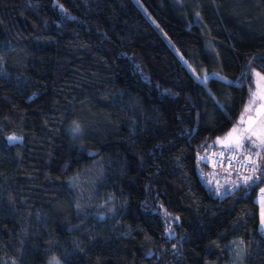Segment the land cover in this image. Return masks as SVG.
Segmentation results:
<instances>
[{
  "label": "trees",
  "instance_id": "1",
  "mask_svg": "<svg viewBox=\"0 0 264 264\" xmlns=\"http://www.w3.org/2000/svg\"><path fill=\"white\" fill-rule=\"evenodd\" d=\"M255 69L264 0H0V264H264V149L197 161Z\"/></svg>",
  "mask_w": 264,
  "mask_h": 264
},
{
  "label": "snow or ice",
  "instance_id": "2",
  "mask_svg": "<svg viewBox=\"0 0 264 264\" xmlns=\"http://www.w3.org/2000/svg\"><path fill=\"white\" fill-rule=\"evenodd\" d=\"M255 75L258 78L256 90L250 91L249 101L241 113L240 120L231 132L227 134L226 139L234 145L236 150H239L243 146L245 140L257 149L264 148V76L260 73H256ZM253 111L255 112L254 117L250 115ZM245 124L247 127H244ZM10 139L14 140L16 138L11 137ZM220 142L224 143L225 141ZM255 155L259 157L260 151L257 150ZM201 159H204V157H201ZM248 159L249 163L253 165V172L257 171V161L251 159V157ZM252 179L251 175L244 177L245 182ZM262 192H264V189H262ZM262 223H264V220H262Z\"/></svg>",
  "mask_w": 264,
  "mask_h": 264
},
{
  "label": "built area",
  "instance_id": "3",
  "mask_svg": "<svg viewBox=\"0 0 264 264\" xmlns=\"http://www.w3.org/2000/svg\"><path fill=\"white\" fill-rule=\"evenodd\" d=\"M204 157V159H201ZM251 159L257 160L256 157ZM197 161L201 165L210 167L215 173L225 177L226 182L230 184L232 180L238 179L241 183L245 176L253 175V165L249 163V159L239 153L223 148L210 147L208 151L199 153ZM199 176L205 178V173L199 170Z\"/></svg>",
  "mask_w": 264,
  "mask_h": 264
},
{
  "label": "rangeland",
  "instance_id": "4",
  "mask_svg": "<svg viewBox=\"0 0 264 264\" xmlns=\"http://www.w3.org/2000/svg\"><path fill=\"white\" fill-rule=\"evenodd\" d=\"M173 49L177 52V54H179V52L174 48V46H173ZM192 72L194 73V75L196 76V78L199 79L200 81H202L203 83H205V81L210 77V75L206 71H204V70H202V71L199 72L197 70L192 69ZM256 73H260L262 76H264V72L262 70H260V69L253 70V73H252L253 86H252V88H251L250 91H255L256 90V81L258 79L256 77V75H255ZM213 76H216V77H219V78L222 77V76L220 77V75H218V74H213ZM250 91H249V95H250ZM249 95H248V98L246 100V103L244 104V107H245V105L249 101ZM244 107H243L241 113L243 112ZM241 113H240V116H239L238 120L234 123V125L231 127V129L228 130L225 134L219 136L216 139L215 145H216L217 148L232 149V150L238 152L240 155H242L244 157H248L249 156V157L252 158V157H254V155H255V153H256L257 150H259L260 151V154H261L264 148L257 149L252 144H250L247 140H245L244 143H243V146L239 150H236L235 147H234V145L230 141H228L226 139L227 138V134L229 132H231V130L237 125L238 121L240 120ZM250 115H252L254 117L255 116V112L253 111L252 113H250ZM244 127H247V125L245 124ZM253 139H255V137H253ZM220 141H225V142L224 143H221ZM257 179H258V177H255L254 178V181H256ZM223 186H222V189L228 188L227 184L225 183V180L223 181ZM228 189H230V187ZM228 189L225 190L224 193L226 191L228 192ZM262 189H264V183L260 187L256 199L258 201L259 208H260L259 231L264 235V223H262V220H264V192H262ZM49 264H59V263L56 260H51L49 262Z\"/></svg>",
  "mask_w": 264,
  "mask_h": 264
},
{
  "label": "crops",
  "instance_id": "5",
  "mask_svg": "<svg viewBox=\"0 0 264 264\" xmlns=\"http://www.w3.org/2000/svg\"><path fill=\"white\" fill-rule=\"evenodd\" d=\"M210 182H213L214 185L217 187V188H222L223 186V180L218 177L216 174H214L213 172L208 176ZM224 187V186H223ZM229 188V187H228ZM228 188H226L225 190H227Z\"/></svg>",
  "mask_w": 264,
  "mask_h": 264
}]
</instances>
